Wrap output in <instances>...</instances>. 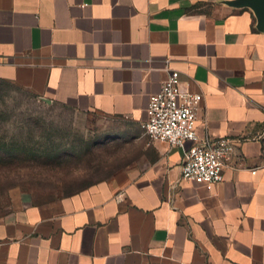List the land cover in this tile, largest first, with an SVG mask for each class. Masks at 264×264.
I'll return each instance as SVG.
<instances>
[{"label": "crops", "instance_id": "1", "mask_svg": "<svg viewBox=\"0 0 264 264\" xmlns=\"http://www.w3.org/2000/svg\"><path fill=\"white\" fill-rule=\"evenodd\" d=\"M226 1L0 0L1 78L143 129L178 70L203 95L199 135L235 145L208 190L139 130L123 182L0 213V264H264V31Z\"/></svg>", "mask_w": 264, "mask_h": 264}, {"label": "rangeland", "instance_id": "2", "mask_svg": "<svg viewBox=\"0 0 264 264\" xmlns=\"http://www.w3.org/2000/svg\"><path fill=\"white\" fill-rule=\"evenodd\" d=\"M139 130L146 137L144 129L127 121L49 102L0 77V213L22 198L46 203L123 182L143 151V138L134 135ZM15 148L22 152L11 156ZM49 150L58 157H46ZM30 152L37 157L31 158Z\"/></svg>", "mask_w": 264, "mask_h": 264}, {"label": "built area", "instance_id": "3", "mask_svg": "<svg viewBox=\"0 0 264 264\" xmlns=\"http://www.w3.org/2000/svg\"><path fill=\"white\" fill-rule=\"evenodd\" d=\"M202 99V93L183 87L178 70L170 71L162 89L150 97L143 129L150 141L181 147L184 151L182 178L212 190L223 181L224 169L234 155L235 145L229 137L199 135L196 122ZM187 142L191 144L187 146Z\"/></svg>", "mask_w": 264, "mask_h": 264}, {"label": "water", "instance_id": "4", "mask_svg": "<svg viewBox=\"0 0 264 264\" xmlns=\"http://www.w3.org/2000/svg\"><path fill=\"white\" fill-rule=\"evenodd\" d=\"M226 3L235 7L251 8L256 16L258 29L264 31V0H227Z\"/></svg>", "mask_w": 264, "mask_h": 264}, {"label": "trees", "instance_id": "5", "mask_svg": "<svg viewBox=\"0 0 264 264\" xmlns=\"http://www.w3.org/2000/svg\"><path fill=\"white\" fill-rule=\"evenodd\" d=\"M20 152H22L21 150H19V149H16L15 148V150H10V154H11V156H17L18 154H20ZM46 153L47 152H49V154H45V156L46 157H53V158H56V157H58V154H56V155H54L52 152H54V151H45ZM57 152H59V151H57ZM24 153V152H23ZM25 153H27V150H25ZM30 154H31V158H36L37 157V153H35V152H30ZM45 157V158H46Z\"/></svg>", "mask_w": 264, "mask_h": 264}]
</instances>
